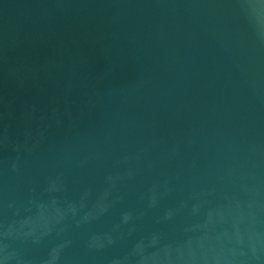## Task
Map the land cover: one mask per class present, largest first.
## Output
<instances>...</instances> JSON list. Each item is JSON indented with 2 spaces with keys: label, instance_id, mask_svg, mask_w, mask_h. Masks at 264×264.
I'll list each match as a JSON object with an SVG mask.
<instances>
[{
  "label": "water",
  "instance_id": "95a60500",
  "mask_svg": "<svg viewBox=\"0 0 264 264\" xmlns=\"http://www.w3.org/2000/svg\"><path fill=\"white\" fill-rule=\"evenodd\" d=\"M0 264H264V0H0Z\"/></svg>",
  "mask_w": 264,
  "mask_h": 264
}]
</instances>
